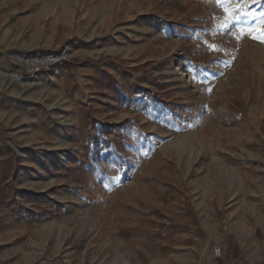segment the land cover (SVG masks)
<instances>
[{
	"label": "rangeland",
	"instance_id": "1",
	"mask_svg": "<svg viewBox=\"0 0 264 264\" xmlns=\"http://www.w3.org/2000/svg\"><path fill=\"white\" fill-rule=\"evenodd\" d=\"M245 2L0 0V70L73 56L64 81L0 78V264H202L256 229L264 0Z\"/></svg>",
	"mask_w": 264,
	"mask_h": 264
},
{
	"label": "built area",
	"instance_id": "2",
	"mask_svg": "<svg viewBox=\"0 0 264 264\" xmlns=\"http://www.w3.org/2000/svg\"><path fill=\"white\" fill-rule=\"evenodd\" d=\"M10 61L19 68V71L0 70V78L10 81L15 87L21 90L33 88L37 83V77L43 72H52L54 75L62 73L64 65H70L73 56L69 50L63 49L55 53L44 55H25L22 53H12L9 55ZM258 173L261 184L264 186V159L258 166ZM213 256L216 259L222 257L220 247L213 248Z\"/></svg>",
	"mask_w": 264,
	"mask_h": 264
},
{
	"label": "crops",
	"instance_id": "3",
	"mask_svg": "<svg viewBox=\"0 0 264 264\" xmlns=\"http://www.w3.org/2000/svg\"><path fill=\"white\" fill-rule=\"evenodd\" d=\"M68 71L60 75H53V78L57 79L61 76V81H64L65 77H71L67 74ZM256 224V229L248 235L236 234L231 240L230 248L221 244L224 250L220 259L206 255L202 264H264V215L258 216Z\"/></svg>",
	"mask_w": 264,
	"mask_h": 264
},
{
	"label": "snow or ice",
	"instance_id": "4",
	"mask_svg": "<svg viewBox=\"0 0 264 264\" xmlns=\"http://www.w3.org/2000/svg\"><path fill=\"white\" fill-rule=\"evenodd\" d=\"M217 2H221V0H217ZM223 4L225 5V11L226 12H230V16H229V19H238L239 17L236 15V12L239 11L240 13H245V8L247 7V4L245 2V0H239V8H230L229 7V3H230V0H222ZM239 38V37H237ZM254 39H259L261 42H264V32H261L260 36L258 37H253ZM211 50H216L217 49V46L215 45H210L209 46ZM210 91V89H209Z\"/></svg>",
	"mask_w": 264,
	"mask_h": 264
},
{
	"label": "trees",
	"instance_id": "5",
	"mask_svg": "<svg viewBox=\"0 0 264 264\" xmlns=\"http://www.w3.org/2000/svg\"><path fill=\"white\" fill-rule=\"evenodd\" d=\"M68 67H70V66H65V67H63V70H68V69H71V67L70 68H68Z\"/></svg>",
	"mask_w": 264,
	"mask_h": 264
}]
</instances>
